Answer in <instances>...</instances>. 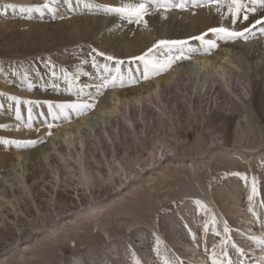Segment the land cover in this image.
Listing matches in <instances>:
<instances>
[{
	"label": "bare ground",
	"instance_id": "bare-ground-1",
	"mask_svg": "<svg viewBox=\"0 0 264 264\" xmlns=\"http://www.w3.org/2000/svg\"><path fill=\"white\" fill-rule=\"evenodd\" d=\"M130 2L137 0H88L72 13L61 3V19H27L18 10L3 14L13 0H0V124L16 141H40L32 149L17 147L14 158L0 155V264H208L202 259L210 258L209 249L228 251L233 242L264 264V35L259 30L246 42L217 41L210 54L192 41L205 54L148 80L137 74L135 84L125 75L130 86L108 89L94 110L54 123L48 135L40 115L48 113L43 102L72 100L83 84H99L98 69L81 63L93 49L128 62L160 40H187L221 25L211 6L153 7L147 28L103 16L104 6ZM259 17L264 12L235 30ZM223 25L231 27V18ZM44 61L58 72L68 69V82L48 75ZM10 96L41 102L32 106V128L25 126L26 105H20L21 121L15 119ZM216 166H233L244 175L217 173L213 181ZM62 186L72 192H60ZM168 200L176 206L163 207ZM197 200L213 203L207 204L209 220L199 225L195 211L199 207L202 214L204 207ZM243 214L257 226L237 222ZM208 235L211 246L203 256V242L196 243ZM171 250L180 256H167Z\"/></svg>",
	"mask_w": 264,
	"mask_h": 264
},
{
	"label": "snow or ice",
	"instance_id": "snow-or-ice-1",
	"mask_svg": "<svg viewBox=\"0 0 264 264\" xmlns=\"http://www.w3.org/2000/svg\"><path fill=\"white\" fill-rule=\"evenodd\" d=\"M88 0H41V3L33 6H17L15 4H8L6 11L3 14H7L8 10H18L23 14L25 18L32 19L33 16H37L43 19L45 15H50L54 19H61L58 15L61 3L64 4L65 10L69 13L75 12L76 5H87ZM201 6H211L215 9V12L219 14L221 18V25L208 29L207 32L202 33L200 36L190 37L187 40H160L152 48L148 49L144 54L132 58L126 62L124 60H117L113 56H108L99 50L93 49L87 59L81 61L83 64H90L93 68H97V76L99 84H94L91 87L87 84H83L75 92V99L68 101H44L43 104L47 107L48 113L45 115L41 113V117L46 122V126L49 129L48 135H51V129L54 123H58L61 120L69 121L73 116L79 117L80 115L87 114L89 111L95 109L97 102L104 93L110 89L119 87L130 86L137 83L136 75L138 74L141 79L148 80L152 76L160 75L167 72L174 64L181 62L182 60L190 59L193 55L200 53L201 49L192 47V41H197L200 44L207 47L208 54L212 50L218 47L219 42H235L237 40L247 41L250 36L255 35L254 30H259L264 35V17H259L254 20L248 27L243 28L240 31L235 30L238 23L243 24L249 21L250 17L256 16L258 12H264V0H137V2L124 3L121 6H104L103 11L106 14H112L118 16L120 19L126 21L128 24L143 25L147 28L146 17L151 14V8H163L165 11L176 9L178 11L188 10L189 7L197 8ZM91 10V9H90ZM231 18V27L223 25V21ZM166 18V17H165ZM214 35L215 39H206V37ZM97 57L105 58L110 64H102L98 61ZM140 63L137 64L136 62ZM128 67H123L125 64ZM47 64L46 71L53 79H59L67 83L69 76L72 74L68 69H61L59 72L57 66L47 61L42 62ZM114 65V67L112 66ZM39 70V69H37ZM68 72V76L61 73ZM16 74L14 70L13 75ZM25 77L29 76V72L23 74ZM129 77V81L124 79V76ZM75 79V77H73ZM55 87H58L55 86ZM73 93L69 90V95ZM11 101L16 105L15 119L21 121L20 105L27 106V112L29 114L25 126L32 128V106L39 107L41 102L25 100L20 97L10 96ZM0 127H6V125H0ZM19 130V129H17ZM40 141L28 140V141H16V140H4L5 144H12L17 147H30L35 146ZM246 178V177H245ZM252 192L255 193L256 189L253 184ZM195 203L198 206L204 207L207 211V206L203 205L201 201L197 200ZM200 211V208H197ZM211 226H216L215 218ZM209 226H205V230H208ZM224 233L228 232L227 226L223 229ZM219 237L221 232L219 228L214 233ZM232 247L236 250L240 257L244 256V250L239 248L235 242L232 243ZM211 264H233V260L230 257L225 247H221V251L217 253L214 249H209ZM239 264H243V260L239 261Z\"/></svg>",
	"mask_w": 264,
	"mask_h": 264
},
{
	"label": "rangeland",
	"instance_id": "rangeland-1",
	"mask_svg": "<svg viewBox=\"0 0 264 264\" xmlns=\"http://www.w3.org/2000/svg\"><path fill=\"white\" fill-rule=\"evenodd\" d=\"M33 1L34 0H13V4H15V5H19V6H29V5H31L32 3H33ZM1 11H0V16H1ZM104 15H108V14H103V16ZM100 19H102V18H100ZM124 67V66H123ZM213 98H214V96H213ZM212 98V99H213ZM1 125V124H0ZM13 135L11 134V133H9L5 128H3V127H0V155L1 154H6L7 156H9V157H12V158H14L13 157V153H14V151L16 150V148H17V146H15V145H12V144H5V143H3V141L4 140H15L13 137H12ZM26 149H32V147H27ZM10 163H12V162H9V163H6L5 164V166H6V168H9L11 165H10ZM216 168H217V170L215 169V170H213L212 171V174H211V176H213V174H216L217 175V173L218 174H220V173H224V172H234L235 174H237V175H240V176H242V175H244V173L242 172V171H240L238 168H235V167H233V166H231V167H228V168H224V167H220V166H216ZM211 172V171H210ZM214 178L213 179H211V180H217L216 179V177L217 176H213ZM207 180V179H206ZM205 182V181H204ZM175 183V182H174ZM66 185V184H70V182H65V183H63L62 185ZM176 185V184H175ZM48 186H46V188H47ZM50 188V187H49ZM48 188V189H49ZM64 188V189H63ZM174 189L175 190H177V187L175 186L174 187ZM40 191H45V190H41V188H40ZM59 191L60 192H62V193H67L68 191L69 192H72V190H70V189H68L66 186H62L61 187V189H59ZM67 191V192H66ZM256 198H257V196H256ZM261 198V197H260ZM255 199V198H254ZM258 199V198H257ZM262 199H264V196H262ZM255 201L257 202V200L255 199ZM258 201H259V199H258ZM256 202H253V205L254 204H256ZM168 203H170V204H173V206L175 205L173 202H171V201H166V202H163V204H162V206L163 207H165ZM259 203V202H258ZM207 204H209L210 206H211V208L213 207V203L211 202V203H206V204H203V205H206L207 206V210L209 211L208 213L205 211V209L203 208V213L202 214H199V211H197V209H196V211L195 212H197V213H195V215H197V225H199L200 224V221H206L207 219L209 220V218H210V215H211V212H210V206H208ZM176 206V205H175ZM158 208H160V206H158ZM261 208H262V206H261ZM177 210H179L178 208H177ZM255 210V209H254ZM258 211V210H257ZM207 213V214H206ZM259 216H261V215H259ZM200 219V220H199ZM223 220L226 222V223H228V220L226 221L224 218H223ZM244 221H246V222H249L250 224H251V226L253 227V228H255V226H257V224H258V222L255 224V222L254 221H252L251 220V218L248 216V215H246V214H243L242 215V222L241 221H237V222H240L241 223V225H245V223H244ZM207 225H209L208 223H207ZM206 225H202L201 227H205ZM229 227H231V226H229ZM256 230V229H255ZM258 231H260L259 229H258ZM157 232H153V235H154V238H157L160 242H162L163 240H164V237L163 238H161V237H156L155 235H157L156 234ZM198 234H199V232H197ZM260 233H262L261 231H260ZM197 234V235H198ZM128 236H130V235H128ZM207 236V235H206ZM240 236H243V235H239V238H240V240L242 241V242H244V239L243 238H241ZM210 240V237H209V235H208V237H206L205 239H203V240H201V241H197V246L198 245H201L200 244V242H203V244H204V246H205V249L206 250H204V254H203V256H205V255H207L208 254V249L210 248V244H211V241H209ZM195 244V243H194ZM72 248H74V243L73 242H70V244H69ZM63 246V245H62ZM244 247V245L241 247V249H243L244 250V256L243 257H240L239 255H238V253L236 252V250L232 247V245H229V250H228V253H229V255H230V257L232 258V260L233 259H242V260H244V261H248V262H252L251 260H250V257H253L251 254H249V253H247L246 251H245V248H243ZM82 248V247H81ZM165 249H166V247H165ZM166 253H167V256H175V255H173L172 253H173V251L171 250V251H166ZM237 253V254H236ZM249 255V256H245V255ZM236 255H238V257H233V256H236ZM38 256H42V254H38ZM153 256H154V254H153ZM177 256H180V255H176L175 257L176 258H178ZM209 257V256H208ZM208 257H206L205 256V259H202V260H206L207 261V263L208 264H210L211 263V260H210V258H208ZM39 258H41V257H39ZM253 259H254V257H253ZM40 261H42V259H40ZM151 261H153V257H152V259H151Z\"/></svg>",
	"mask_w": 264,
	"mask_h": 264
}]
</instances>
